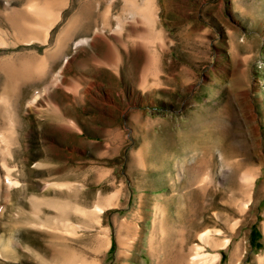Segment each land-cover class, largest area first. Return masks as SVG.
<instances>
[{"label":"rangeland","instance_id":"obj_1","mask_svg":"<svg viewBox=\"0 0 264 264\" xmlns=\"http://www.w3.org/2000/svg\"><path fill=\"white\" fill-rule=\"evenodd\" d=\"M35 1L0 0V264H264V0Z\"/></svg>","mask_w":264,"mask_h":264},{"label":"bare ground","instance_id":"obj_2","mask_svg":"<svg viewBox=\"0 0 264 264\" xmlns=\"http://www.w3.org/2000/svg\"><path fill=\"white\" fill-rule=\"evenodd\" d=\"M55 1V0H54ZM149 1V0H148ZM38 2V1H37ZM35 0H30V3L28 4V8H29V10H31V11H33V12H42V13H40V15L41 14H43V16L46 18L45 19V24H46V22H48L49 24H50V26H51V23L52 22H49L50 20L51 21H53V20H55L56 18L55 17H57L56 15H55V17H54V19H53V13L55 14V12H53L52 13V11L50 12V11H46L43 7H40V6H38V3H37ZM40 4V3H39ZM149 4V3H148ZM129 5V4H128ZM57 8V7H56ZM139 8V7H138ZM41 9H43V10H41ZM150 9V8H149ZM55 10V9H54ZM136 10V9H135ZM149 11V10H148ZM148 11H147V14H148ZM57 13H58V11H56ZM124 12V11H123ZM129 12V11H128ZM136 12H140V10H138V11H136ZM56 13V14H57ZM135 14V13H134ZM146 14V12L144 13V12H141V13H139L138 15H136V16H139V17H142L143 18V20L145 21V20H147V21H149L148 20V15ZM58 15V14H57ZM34 16V15H33ZM52 17V19H50V20H48V18H51ZM127 17V16H126ZM58 18V17H57ZM151 18V17H150ZM141 19V18H140ZM44 20V19H43ZM46 20H48V21H46ZM146 22V21H145ZM149 23H150V21H149ZM30 24H35V23H30ZM129 24V23H128ZM43 26H44V24H42ZM46 25H48V24H46ZM45 25V26H46ZM121 25H124V24H121L120 23V21H117V24H116V26H115V31H119L120 29H121ZM41 26V25H40ZM42 26V27H43ZM104 27V26H103ZM35 28V27H34ZM44 28V27H43ZM47 28H49L48 26H46V28L45 29H47ZM45 29H43V30H45ZM45 31H47V30H45ZM98 31V30H97ZM96 30H95V32H97ZM99 31H100V29H99ZM115 33V32H114ZM45 34H46V32H45ZM95 34H99V33H95ZM35 35V34H34ZM59 37V36H58ZM45 38V37H44ZM62 37L60 36V39H61ZM45 40V39H44ZM88 40L89 39H87L86 37L84 38H81V39H79V40H77L76 42H75V46H78V45H82V44H85V43H87L88 42ZM58 41H62V39L61 40H59V38H58ZM59 44L60 45H62L60 42H59ZM59 44H57V45H59ZM64 44V43H63ZM162 46V45H161ZM65 47V46H64ZM56 79L57 78H53V80L52 81H55L56 82ZM51 81V80H50ZM51 81V82H52ZM54 82V84L53 85H55L56 83ZM154 83V82H153ZM156 83V82H155ZM153 85H155V84H153ZM47 86V85H46ZM47 89V88H46ZM45 89H43V91H44ZM40 92V91H39ZM45 93V92H44ZM40 94V93H39ZM38 95V94H37ZM3 96V95H2ZM39 96V95H38ZM235 96V95H234ZM36 94H35V96H33V98H31V102L32 101H34L35 99H36ZM38 98V97H37ZM36 101V100H35ZM5 102V101H4ZM5 104H6V102H5ZM4 106H7V105H4ZM243 107V106H242ZM239 108H240V111H241V113H242V115L244 116V119H245V124H247L248 123V119H247V116L245 115V112L242 110V108H241V106L239 105ZM222 109V110H221ZM224 109V107L223 108H220L219 110H221V111H219V112H221V114L223 113V114H225V109ZM228 110H230V109H228ZM4 116H5V118H6V120H7V122H6V125H7V130L8 129H10V127H11V122H13V121H11V118H10V115H9V110H8V108L6 109V107L4 108ZM231 111V110H230ZM219 114V113H218ZM1 115V114H0ZM13 115V114H12ZM220 115V114H219ZM230 115H231V112H230ZM221 116V115H220ZM226 116V115H225ZM222 117V116H221ZM4 118V119H5ZM231 118V117H230ZM225 122H226V120H225ZM227 122H228V120H227ZM14 123V122H13ZM13 125V124H12ZM217 125V124H216ZM233 125V124H232ZM230 126V125H229ZM13 127V126H12ZM210 127V126H209ZM12 129V128H11ZM5 130V129H4ZM7 130L5 131L6 133H7ZM3 131V130H2ZM205 131V130H204ZM206 131L207 132H205V134L203 133V137L201 138V140L202 141H204V143H209L210 142V144H211V146H212V149L214 150H219V157L221 158V160L222 161H224L226 158H227V160L228 159H234V158H236L237 156H238V151L236 152L235 150H233V148L231 149L230 148V146H223L224 145V143H226V141L221 137V135L223 134L222 132H219V130H214V129H206ZM10 132V131H9ZM224 132V131H223ZM3 133H4V131H3ZM14 133V132H13ZM221 133V134H220ZM230 132H228V134H229ZM237 133V132H236ZM9 134V133H8ZM192 134H195L197 137H198V140L197 141H199L200 142V138H199V135L196 133V132H193ZM228 134H224L223 135V137H225V139H226V135H228ZM232 134V133H231ZM13 135V134H12ZM233 135V134H232ZM196 136H195V140H196ZM235 136H236V134H235ZM234 136V137H235ZM201 137V136H200ZM11 138V137H10ZM222 138V139H221ZM229 138H230V136H229ZM13 139V138H12ZM223 140V141H222ZM212 141V142H211ZM10 140H9V138H8V135L7 134H3V135H1L0 136V151H1V158H2V160L4 161L3 162V166H4V179L3 180H5L4 182H3V184H4V189L5 190H8V189H10L11 187L13 188L14 186H16V185H19V181L17 180V178L16 177H14V176H12V168H13V166H9L10 164L9 163H7L6 162V159L7 158H11V157H13L12 156V154H11V150H10ZM12 143V142H11ZM187 143V142H186ZM195 143H197L196 141H195ZM195 143H193L192 141H190L189 140V144H186V146H188V148H189V152H190V155L189 156H195V155H197V157H198V150L200 149V147L202 146H197V144H195ZM191 144V145H190ZM226 144H229V143H226ZM202 148V147H201ZM187 149V148H186ZM14 153V152H13ZM186 153V152H185ZM170 154H172V153H170ZM173 154H175V153H173ZM176 155V154H175ZM188 155V154H187ZM177 156V155H176ZM173 157V156H172ZM181 158V157H180ZM199 158V157H198ZM25 159V158H24ZM195 159H197L196 157H195ZM194 159V160H195ZM173 160V159H172ZM171 160V161H172ZM198 160V159H197ZM226 161V160H225ZM176 162V177L178 178V179H181L182 180V177H183V175L185 174L184 172H185V170H184V167H183V164L180 162V161H175ZM236 162V161H235ZM196 163V162H195ZM237 163V162H236ZM1 164V163H0ZM9 164V165H8ZM235 164V163H234ZM195 165V164H194ZM195 167V166H194ZM197 168V167H196ZM14 171V170H13ZM234 171V170H233ZM235 173V172H234ZM233 173V174H234ZM236 175V174H235ZM1 176V175H0ZM2 177V176H1ZM247 177H249L247 174H243L242 175V179L243 180H246L245 178H247ZM253 178V177H252ZM251 178V179H252ZM247 181V180H246ZM189 182V181H188ZM1 183V182H0ZM247 183V182H246ZM2 184V183H1ZM248 184V183H247ZM2 187H3V185H1ZM248 186V185H247ZM3 189V188H2ZM6 196V195H5ZM184 197V196H183ZM187 198V197H186ZM98 201H101V200H97V202ZM102 201L101 202H99V203H96L95 202V204H94V208H93V210L94 211H98V212H101L102 211V209H103V206L105 205L104 203H102ZM104 204V205H103ZM103 205V206H102ZM107 205V204H106ZM105 207V206H104ZM77 208V207H76ZM91 208V209H92ZM79 213L81 212L82 213V211H78ZM84 212V211H83ZM96 212H94V213H96ZM82 214H85V213H82ZM70 222V221H69ZM210 232H212L211 230L209 231V228L208 229H206V230H203V231H200L198 234H197V238H198V240L199 241H202L203 243H206V242H209V240L212 238L211 237V235H210ZM215 232V231H214ZM216 232H219V230L217 231L216 230ZM214 234V233H213ZM212 234V235H213ZM7 239V238H6ZM8 240V239H7ZM213 240V239H212ZM211 241V240H210ZM228 242H229V238L228 237H224V238H222L221 239V242L219 243V246H220V248H224L225 246H227V244H228ZM3 243H5V242H3ZM212 243V242H211ZM211 243H209V244H211ZM6 244H8L7 242H6ZM208 244V243H207ZM5 245V244H4ZM3 245V246H4ZM9 245V244H8ZM213 245V244H212ZM214 245H215V243H214ZM2 247V246H1ZM7 248L8 247H5V250L6 251H9V249L7 250ZM194 248V250H193V252H192V255H191V257H190V261H189V263L188 264H214L215 263V261L219 258V253L218 252H206V251H202V246L200 245V244H195V246L193 247ZM1 249V248H0ZM3 249V248H2ZM4 250V249H3ZM5 250H4V252H5ZM2 250H0V252H1ZM9 253V252H8ZM7 253V254H8ZM1 254H2V252H1ZM5 254V253H4ZM3 255V254H2ZM1 255V256H2ZM259 258H260V256H259Z\"/></svg>","mask_w":264,"mask_h":264}]
</instances>
